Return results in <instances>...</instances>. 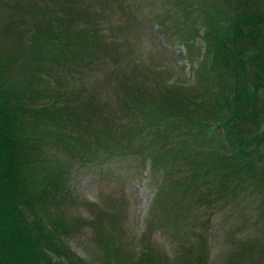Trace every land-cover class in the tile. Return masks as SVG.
Here are the masks:
<instances>
[{"label": "rangeland", "instance_id": "1", "mask_svg": "<svg viewBox=\"0 0 264 264\" xmlns=\"http://www.w3.org/2000/svg\"><path fill=\"white\" fill-rule=\"evenodd\" d=\"M236 1L219 0L218 8L237 14ZM256 1L263 9L264 0ZM212 4L0 0V64L11 63L6 73L10 87L34 80L33 88L44 94L36 106L65 103L73 112L65 133L77 143L65 149L45 145L38 176V190L53 195L47 205L50 217L71 225L61 237L69 256L85 264H107L104 242L96 238L100 233L129 264L145 248L162 264H264V180L224 177L193 186L194 166L180 162L165 165L154 179L148 176L144 149L150 147L154 155L162 151L155 140L157 121L143 117L141 97L151 91L161 99L174 87L197 86L193 78L205 64L207 43L201 24ZM185 11H190L186 22ZM45 22L62 35L86 32L90 43L96 38L100 44L92 46L90 55L74 51L61 65L40 60L39 31ZM260 97L264 101V87ZM178 129L175 143L180 138L192 142ZM175 143L169 140L168 145ZM188 186L190 193L183 195ZM172 189L178 193L171 197ZM94 219L101 222L100 230Z\"/></svg>", "mask_w": 264, "mask_h": 264}, {"label": "trees", "instance_id": "2", "mask_svg": "<svg viewBox=\"0 0 264 264\" xmlns=\"http://www.w3.org/2000/svg\"><path fill=\"white\" fill-rule=\"evenodd\" d=\"M212 1L214 9L205 12L201 24L207 43L205 64L193 78L197 86L174 87L161 99L142 91L139 106L144 118L157 121L155 140L162 151L154 155L150 147L144 149L151 179L162 174L165 165L180 162L194 166L193 186L224 177L239 182L264 180V170L258 168L264 165V101L260 97L264 87V8L256 0H237L239 12L230 14L219 10V0L216 5ZM189 15L190 11L182 13L185 22ZM44 25L39 31L40 60L61 65L74 51L90 55L92 46L100 44L96 38L90 43L86 32L62 35L50 23ZM10 68V62L0 64V264H85L69 256L63 246L61 237L71 225L63 224L62 217H50L48 201L53 195L38 190L47 155L44 146L52 143L65 149L76 142L65 133L70 125L68 115L73 114L71 106H53V102L49 107L36 106L44 94L33 88L34 80L17 89L10 87L6 80ZM177 128L192 142L180 138L175 143ZM169 140L175 143L173 147ZM190 191L191 187L182 194ZM171 193L172 197L178 190ZM162 194L160 190L158 204ZM98 220L94 222L100 230ZM101 236L96 238L104 242L107 264H129L123 251L114 248L107 235ZM152 252L145 248L134 264H162Z\"/></svg>", "mask_w": 264, "mask_h": 264}]
</instances>
